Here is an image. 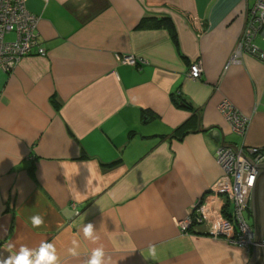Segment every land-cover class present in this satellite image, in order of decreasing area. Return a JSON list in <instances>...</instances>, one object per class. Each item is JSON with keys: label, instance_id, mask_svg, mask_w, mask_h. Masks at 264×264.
<instances>
[{"label": "crops", "instance_id": "1", "mask_svg": "<svg viewBox=\"0 0 264 264\" xmlns=\"http://www.w3.org/2000/svg\"><path fill=\"white\" fill-rule=\"evenodd\" d=\"M255 2L27 1L47 54L0 69V258L47 241L58 264H87L97 247L109 264H249L253 247L179 221L200 200L209 221L230 216L216 153L264 147V61L243 53L226 67ZM129 55L144 63H122ZM225 99L250 120L243 137ZM245 217L253 228L252 207Z\"/></svg>", "mask_w": 264, "mask_h": 264}, {"label": "built area", "instance_id": "2", "mask_svg": "<svg viewBox=\"0 0 264 264\" xmlns=\"http://www.w3.org/2000/svg\"><path fill=\"white\" fill-rule=\"evenodd\" d=\"M28 0H0V69L11 72L17 63L26 56H45L47 51L39 44L37 28L39 18L27 10ZM246 27L241 31L230 61L238 62L243 53H249L264 61V49L255 43L258 36L264 37V0H256L250 11ZM15 38L7 40L8 34ZM122 63L139 66L144 61L130 55L121 58ZM203 68L199 62L190 66L189 77L201 78ZM219 111L229 122L232 132L243 137L249 127L250 120L242 115L228 100L219 104ZM216 160L222 169L219 181L226 190L228 204L233 207L230 216H216L208 220V204L200 200L191 213L179 221L181 230L188 233L197 225L207 224V233L213 237H224L229 245L247 248L254 247V233L246 220L245 212L252 207V189L257 175V164L264 163V147H248L238 149L221 146L216 153ZM221 189V190H222ZM264 246V243H262Z\"/></svg>", "mask_w": 264, "mask_h": 264}, {"label": "clouds", "instance_id": "3", "mask_svg": "<svg viewBox=\"0 0 264 264\" xmlns=\"http://www.w3.org/2000/svg\"><path fill=\"white\" fill-rule=\"evenodd\" d=\"M30 219L34 228H38L44 223L43 217L39 215L32 216ZM82 231L86 239L93 242L98 239L92 223L83 225ZM78 247L79 242L75 239L72 240V247L68 249L69 253L73 256L78 255ZM148 251L150 256L155 257L156 248L154 245H149ZM110 259V257L106 259L103 247H97L92 249L87 264H109ZM0 264H58L57 249L53 243L47 241H41L37 248H28L22 245L16 253L11 254L8 258H0Z\"/></svg>", "mask_w": 264, "mask_h": 264}, {"label": "water", "instance_id": "4", "mask_svg": "<svg viewBox=\"0 0 264 264\" xmlns=\"http://www.w3.org/2000/svg\"><path fill=\"white\" fill-rule=\"evenodd\" d=\"M255 168L257 175L252 189L254 247L249 264H264V163Z\"/></svg>", "mask_w": 264, "mask_h": 264}, {"label": "trees", "instance_id": "5", "mask_svg": "<svg viewBox=\"0 0 264 264\" xmlns=\"http://www.w3.org/2000/svg\"><path fill=\"white\" fill-rule=\"evenodd\" d=\"M168 18H160V19H155L154 21L155 22H151V24L153 23H163V22H168L167 21ZM168 24V23H167ZM172 29V27H170ZM178 104H181L183 107H186V108H190V106L187 105V103L185 101H182L181 99L179 100Z\"/></svg>", "mask_w": 264, "mask_h": 264}, {"label": "rangeland", "instance_id": "6", "mask_svg": "<svg viewBox=\"0 0 264 264\" xmlns=\"http://www.w3.org/2000/svg\"><path fill=\"white\" fill-rule=\"evenodd\" d=\"M247 25V24H246ZM246 27V26H245ZM13 39V35H8L7 36V40H12ZM130 56V55H129ZM127 57V56H126ZM122 62V61H121ZM225 118V117H224ZM226 119V118H225ZM227 121V120H226ZM228 122V121H227ZM229 123V122H228Z\"/></svg>", "mask_w": 264, "mask_h": 264}]
</instances>
